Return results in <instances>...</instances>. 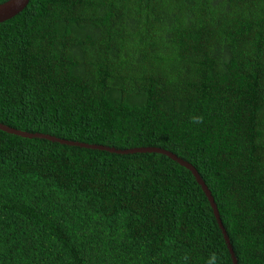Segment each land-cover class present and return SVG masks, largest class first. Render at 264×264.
<instances>
[{
    "label": "trees",
    "instance_id": "16d2710c",
    "mask_svg": "<svg viewBox=\"0 0 264 264\" xmlns=\"http://www.w3.org/2000/svg\"><path fill=\"white\" fill-rule=\"evenodd\" d=\"M0 123L176 154L211 191L237 264H264V0H30L0 23ZM212 252L234 264L201 186L168 156L0 130V264Z\"/></svg>",
    "mask_w": 264,
    "mask_h": 264
},
{
    "label": "water",
    "instance_id": "95a60500",
    "mask_svg": "<svg viewBox=\"0 0 264 264\" xmlns=\"http://www.w3.org/2000/svg\"><path fill=\"white\" fill-rule=\"evenodd\" d=\"M29 2H30V0H8V1L0 4V23H3L9 19H12L13 17H15L16 15L21 13L28 6ZM0 130L4 131L6 133H9V134H13L16 136L23 137V138L46 139V140H49L51 142L60 143L62 145L78 146V147L87 148V149L104 150V151H108L111 153H117V154L160 153V154L168 156L173 161L180 164L182 167H185L186 169L191 171L192 174L194 175V177L196 178L198 184L201 186L202 190L204 191L205 195L207 196V198L211 204V207L213 209V212L215 214V217L217 218V221L220 225V228L223 231L225 240L228 244V247H229L232 259H233V263L237 264V259L235 257L233 247L231 246L230 239H229L227 232L223 226V223L220 219L219 211H218L217 205L214 201V198L211 194V191L209 190V188L207 187V185L205 184V182L203 181V179L201 178L199 172L195 169V167L192 164L188 163L187 161L183 160L182 158L178 157L176 154L169 152L167 150L161 149V148H156V147H139V148L121 150V149L110 148V147H106V146H102V145L74 142V141L60 139V138L50 136V135H46V134L28 133V132L20 131V130L11 128V127L6 126V125L1 124V123H0Z\"/></svg>",
    "mask_w": 264,
    "mask_h": 264
},
{
    "label": "clouds",
    "instance_id": "9594fccd",
    "mask_svg": "<svg viewBox=\"0 0 264 264\" xmlns=\"http://www.w3.org/2000/svg\"><path fill=\"white\" fill-rule=\"evenodd\" d=\"M191 122L193 124H202L204 122V117L200 115H194L191 117ZM184 259L187 260L188 257L185 256ZM206 264H224V262L221 255H218L216 252H212L206 260Z\"/></svg>",
    "mask_w": 264,
    "mask_h": 264
}]
</instances>
